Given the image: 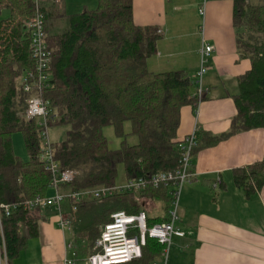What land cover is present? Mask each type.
<instances>
[{
    "label": "trees",
    "instance_id": "obj_1",
    "mask_svg": "<svg viewBox=\"0 0 264 264\" xmlns=\"http://www.w3.org/2000/svg\"><path fill=\"white\" fill-rule=\"evenodd\" d=\"M97 1L94 10L63 15L69 28L61 34L50 32L52 17L44 10L52 52V87L44 91L43 98L49 102L52 117L57 118L50 126H71L67 139L52 144V150L63 170L80 173L74 183L64 186L72 192L115 186L120 165L127 180H151L157 173L177 170L181 110L192 106L196 111L205 97L200 100L198 84L184 72L155 73L148 68L160 35L155 27L135 23L134 0ZM250 2L234 0L238 48L252 63L251 70L239 79L235 96L238 113L228 134L213 136L199 131L194 155L235 133L264 128V5ZM34 11L33 0H0V204L19 206L10 216L2 215L8 264L28 246L24 225H28L30 237L38 235L37 223L24 205L45 198L54 180L40 161L42 128L36 119L27 118L30 95L20 83L24 72L34 69L28 30ZM126 124L131 125L130 133ZM108 126L122 139L116 150L110 149L104 134ZM15 133L23 134L29 161L15 155ZM129 135L137 137V144L128 143ZM234 181L246 197L262 190L264 158L235 169ZM173 193L172 187L150 184L139 193L87 200L73 216L75 240L84 243L89 254L96 253V241L112 214H139L144 210L142 199L164 200L169 210ZM164 221L148 219L150 226ZM163 249L157 240L148 239L142 257L127 264H153L162 257Z\"/></svg>",
    "mask_w": 264,
    "mask_h": 264
},
{
    "label": "crops",
    "instance_id": "obj_2",
    "mask_svg": "<svg viewBox=\"0 0 264 264\" xmlns=\"http://www.w3.org/2000/svg\"><path fill=\"white\" fill-rule=\"evenodd\" d=\"M72 5L68 0L43 2L52 17L50 29L53 19L61 17L57 9L62 6L66 15ZM133 15L137 25L155 27L160 35L157 53L147 63L155 73L181 71L195 79L203 45L214 47L203 79L204 100L197 111L192 106L182 108L176 141L196 128L213 136L228 134L238 113L235 96L239 79L252 68L238 48L234 0L209 1L204 15L200 13V0H134ZM263 158L264 128L235 133L194 155L195 177L181 192L176 223L184 236L173 237L167 264H264V188L246 197L234 181L235 169ZM218 178L222 182L216 186ZM157 201L166 204L162 216L150 213L157 208ZM141 202L149 219H168L169 205L164 200ZM69 206L65 210L63 202V217L72 214ZM30 217L37 223L38 235L30 237L28 225L23 226L28 246L13 264H64L72 256L67 251L68 243L73 244L75 264H87L91 254L84 243L75 240L73 222L62 229L58 208L38 209Z\"/></svg>",
    "mask_w": 264,
    "mask_h": 264
},
{
    "label": "built area",
    "instance_id": "obj_3",
    "mask_svg": "<svg viewBox=\"0 0 264 264\" xmlns=\"http://www.w3.org/2000/svg\"><path fill=\"white\" fill-rule=\"evenodd\" d=\"M33 1L35 3V11L28 23V30L31 33V52L34 60V69L24 72L21 77V87L25 93L30 95L27 102V118L36 119L42 128L43 152L40 156V161L44 163L46 170L54 176L51 188L55 189V196L51 198L46 196L45 198H37L34 201L27 202L24 205L25 209L31 216L35 210L56 207L61 216L60 226L62 229H67L74 221L73 216L79 210V205L89 200V195H91V199L105 200L122 192L139 193L150 184L155 188L172 187L174 193L166 221L150 226L148 215L144 211L136 215H130L124 211L115 212L111 215V221L104 226L100 237L96 241L98 251L87 258V264L131 263L142 257L143 248L147 245L148 239H155L163 245L164 249L161 260L153 264H167L173 237L184 236V233L176 228V223L179 221L178 208L181 192L184 186L191 183L195 177L192 171V161L194 151L199 144L198 129L196 128L190 135L179 142L178 148L181 153V160L180 167L177 170L157 173L151 180L145 178L132 179L127 180L121 186L98 187L93 189L92 192L90 190L74 191L68 197L72 206V214L68 217H63L61 207L67 197L61 195V188L67 184L74 183L80 173L73 169L63 170L54 159L49 128L51 127L50 124L54 123L57 118L56 116L52 117L49 102L43 98L44 91L52 87V52L48 45L49 36L46 30L43 8L45 0ZM209 1L211 0H200L201 15L205 14L206 5ZM213 51L214 47L208 44H204L201 50V65L195 77L200 100L205 94L203 79L209 70V57ZM221 182L222 179L218 178L216 186H219ZM18 208L19 206L0 204V264H8L2 215L5 213L10 216ZM73 250V244L68 243L67 251L72 253V256H68L64 264H75L76 253Z\"/></svg>",
    "mask_w": 264,
    "mask_h": 264
},
{
    "label": "rangeland",
    "instance_id": "obj_4",
    "mask_svg": "<svg viewBox=\"0 0 264 264\" xmlns=\"http://www.w3.org/2000/svg\"><path fill=\"white\" fill-rule=\"evenodd\" d=\"M72 2V7H70L66 12V15L71 16V15H75L78 13H82L85 10H94L98 7V1L97 0H68ZM253 5H258V4H262L264 5V0H254L250 2ZM200 8H201V3H200ZM59 13L61 14L62 17L60 18H55L53 19V23L51 25V32L52 34H61L64 33L68 30L69 28V23L68 20L63 17V7L60 6L58 9ZM199 10V7H198ZM8 12L4 13V16H7ZM22 80H20L21 83ZM71 130V126L70 125H65V124H61V125H55V126H51L49 128V137H50V141L52 144H59L64 142L67 139V134L68 132ZM126 132L130 133L131 132V126L130 124H127L126 127ZM104 134L108 140L109 143V147L112 150H116L118 148H120L122 139H120L119 137L116 136L115 134V130L113 127L108 126L106 128H104ZM127 141L129 144L133 145L136 144L138 142V139L136 136H132L129 135L127 136ZM13 149H14V153L16 156L20 157L22 160L24 161H29L30 156L29 153L27 151L26 145H25V141H24V137L22 133H15L13 135ZM126 182V177H125V169L123 167V165H120L118 167V178H117V182L116 185H122ZM119 184V185H118ZM51 192L55 191L54 188L50 189ZM49 190V191H50ZM93 190V189H92ZM92 190H90L92 192ZM48 191L47 197L51 198L54 195H51V192ZM61 195L62 196H66L67 198L64 201V209L66 210L69 206V204L71 205L70 200L68 199L69 196L72 195V190L70 187H62L61 188ZM91 195H89V200L91 199ZM157 208H155L153 211H151L150 213L153 216H162L164 214V209L163 207H165V203L161 202V201H157L156 202ZM76 219V218H75ZM68 238L70 239V235L68 234ZM161 260V258H160Z\"/></svg>",
    "mask_w": 264,
    "mask_h": 264
}]
</instances>
